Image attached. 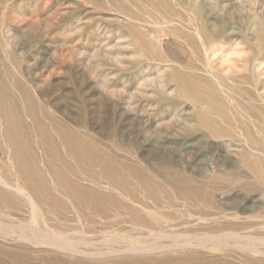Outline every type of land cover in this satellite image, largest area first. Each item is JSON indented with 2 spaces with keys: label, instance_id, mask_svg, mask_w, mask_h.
I'll list each match as a JSON object with an SVG mask.
<instances>
[{
  "label": "rangeland",
  "instance_id": "rangeland-1",
  "mask_svg": "<svg viewBox=\"0 0 264 264\" xmlns=\"http://www.w3.org/2000/svg\"><path fill=\"white\" fill-rule=\"evenodd\" d=\"M0 32L14 71L107 163L62 148L67 172L31 137L50 210L33 195L34 218L21 194L0 207V264H264V176L249 168L264 166V0H0ZM190 76L216 102L182 94Z\"/></svg>",
  "mask_w": 264,
  "mask_h": 264
},
{
  "label": "bare ground",
  "instance_id": "bare-ground-1",
  "mask_svg": "<svg viewBox=\"0 0 264 264\" xmlns=\"http://www.w3.org/2000/svg\"><path fill=\"white\" fill-rule=\"evenodd\" d=\"M10 47V45H5L0 40V156L4 154L7 158L6 160H3L4 157L1 156L2 160H0V207L2 209L5 207L17 208L15 205V198L18 196V194H21L31 204L33 215H35L34 218H36L38 212L36 209L40 207H37L35 204L33 195L40 198V200H42L43 203L48 206V210H50V205L47 202V192L50 187L48 185L45 173L42 169H39L41 167H39V164L37 163V156L34 150H32L34 141L31 137H35L38 140L39 145H41L43 151L45 152V160L46 157L47 159L51 160V158H48V156L55 157L58 160L62 159L67 164L64 166V170L67 172H73V167L75 166L62 158L60 153L62 148H66V151H69L68 156L73 157L79 163L88 161V164L93 165V167L98 165L102 168H106L107 163L99 158V155L95 149L91 150L90 153H87V143L83 141V138L80 136V134L72 130L69 126L58 121L54 117L55 115L53 116L51 112L43 106L36 92L31 88L32 86L30 85V87L29 84H26L27 82H25L26 78H24V72L21 71L20 68L18 69V73L14 71V68L18 67L17 57L14 53L10 52ZM173 77L178 79L179 77L185 76H179L178 72H175ZM189 78L190 79L187 80V83H183L181 85L182 89L180 90L182 94L187 96L192 102L199 103L200 105H210L211 103L216 102L218 98L217 95L219 94L215 87L210 84L206 85L200 80H198V82L192 80V76ZM186 84L189 85L187 88L190 89L185 87ZM188 90H190L191 93ZM196 117L200 126L210 131H217V125L212 119H210V115H208L207 112L200 110L197 112ZM55 133L59 134L57 140L55 138L56 136L54 137ZM47 163V169H49L48 171L58 182L62 181L66 186L73 189L74 192L79 191L83 193L86 191V188L66 176L62 168L54 166L51 162ZM249 168L252 170L255 176H264L262 173L264 166L261 165L259 161H254L251 163ZM17 181L21 182L22 185L20 186L18 183H16ZM52 211L53 210L51 209V212ZM31 214L32 213H30V215ZM1 223L4 224L3 222ZM19 223L16 224V226L19 225ZM39 234H42L44 238L43 243L49 246H60L58 244V240L53 238V236L48 232L43 231ZM14 235L15 234H13V236ZM30 236H32V234ZM38 243L40 244L41 242ZM7 253H9L8 256H10L13 261H15L14 257L18 258L19 255L16 253V250H10ZM16 263L17 261L15 264Z\"/></svg>",
  "mask_w": 264,
  "mask_h": 264
}]
</instances>
